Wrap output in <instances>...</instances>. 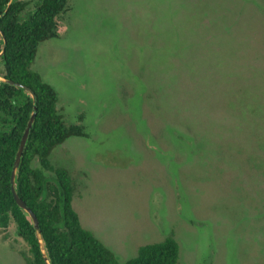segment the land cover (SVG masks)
Returning <instances> with one entry per match:
<instances>
[{
    "label": "rangeland",
    "instance_id": "374dc122",
    "mask_svg": "<svg viewBox=\"0 0 264 264\" xmlns=\"http://www.w3.org/2000/svg\"><path fill=\"white\" fill-rule=\"evenodd\" d=\"M57 23L31 68L83 131L50 157L83 227L120 263L173 235L177 264H264V0H67ZM30 256L0 227V264Z\"/></svg>",
    "mask_w": 264,
    "mask_h": 264
},
{
    "label": "trees",
    "instance_id": "16d2710c",
    "mask_svg": "<svg viewBox=\"0 0 264 264\" xmlns=\"http://www.w3.org/2000/svg\"><path fill=\"white\" fill-rule=\"evenodd\" d=\"M9 3L0 0V30L7 38L0 59L3 75L30 87L38 105L16 188L39 220L50 264H177L180 247L173 235L141 246L137 256L120 263L115 253L81 224L72 204L75 185L69 171L56 168L50 157L58 145L83 131L80 126L66 125L57 108V91L31 68L40 43L56 36L57 17L67 0H39L34 12L23 19L20 14L28 2L12 0L7 9ZM33 109L32 95L26 89L0 81V227L7 229L14 222L16 233L30 248L27 264H47L31 218L20 208L11 188L17 151ZM36 159L40 166L33 165Z\"/></svg>",
    "mask_w": 264,
    "mask_h": 264
},
{
    "label": "water",
    "instance_id": "95a60500",
    "mask_svg": "<svg viewBox=\"0 0 264 264\" xmlns=\"http://www.w3.org/2000/svg\"><path fill=\"white\" fill-rule=\"evenodd\" d=\"M11 2H12V0H10V3ZM10 3L8 4L7 9L9 8ZM0 36L2 38V48L0 50V59H1L5 55V52H6L7 38H6L5 34L2 32V30H0ZM0 81H4V82L10 83L12 85H15L17 87H21L23 89H26L32 95V98L34 101L33 112H32L30 119L27 123V126L25 128L24 134H23L22 139H21V143L19 145V149L17 151L15 164H14L13 171H12L11 188H12L13 195H14L18 205L24 211V213L31 218V221H32L33 226L35 228L36 236H37V239L39 241L41 252L43 254L45 262L47 264H50L49 256H48V252H47V249H46V246L44 243L42 229H41L39 220H38L35 212L32 210V208L19 196V194L17 192V188H16L17 171L19 169V166H20V163L22 160V156H23V152H24V149L26 147V144H27V141H28V138L30 135V130L36 121V114H37V110H38L36 94L30 87H28V86H26L20 82H16L14 80H11V79H9V78L5 77L4 75H1V74H0Z\"/></svg>",
    "mask_w": 264,
    "mask_h": 264
}]
</instances>
